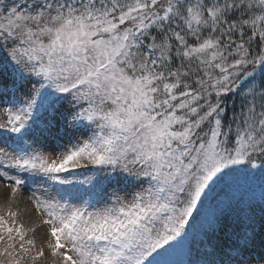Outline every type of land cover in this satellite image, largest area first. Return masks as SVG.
I'll use <instances>...</instances> for the list:
<instances>
[{
  "label": "snow or ice",
  "instance_id": "6c2138e0",
  "mask_svg": "<svg viewBox=\"0 0 264 264\" xmlns=\"http://www.w3.org/2000/svg\"><path fill=\"white\" fill-rule=\"evenodd\" d=\"M253 44L264 46V0H0V103L12 105L0 167L17 173L2 180L13 197L33 177L54 190L33 203L59 264H168L158 257L177 248L179 264H264V47ZM253 169L258 205L236 195ZM8 217L0 254L20 264L31 248Z\"/></svg>",
  "mask_w": 264,
  "mask_h": 264
},
{
  "label": "rangeland",
  "instance_id": "374dc122",
  "mask_svg": "<svg viewBox=\"0 0 264 264\" xmlns=\"http://www.w3.org/2000/svg\"><path fill=\"white\" fill-rule=\"evenodd\" d=\"M224 106L226 107L225 103ZM4 108L0 106V110ZM0 204L6 206H13L18 208L24 213V220L27 222L25 223L26 226H31L32 221L34 220L33 213L30 212V205L25 198L20 199H12L10 196L9 191L6 188L0 187ZM10 219V218H9ZM37 236H40V239L37 243H35V247H30L31 252L29 254L19 253L17 255V259H20V264H33L31 260V255L35 254L36 251L43 248L45 255L35 261V264H59V257H53L51 254V250L48 248V242L51 240L48 235L41 229L36 231ZM22 257V258H21ZM9 257L0 258V264H9Z\"/></svg>",
  "mask_w": 264,
  "mask_h": 264
},
{
  "label": "trees",
  "instance_id": "16d2710c",
  "mask_svg": "<svg viewBox=\"0 0 264 264\" xmlns=\"http://www.w3.org/2000/svg\"><path fill=\"white\" fill-rule=\"evenodd\" d=\"M244 191H245V190H244L243 188H240L239 192H237L236 195H237V196H239V195H244V194H245ZM244 196H245V195H244ZM245 197H246V199H248L247 196H245Z\"/></svg>",
  "mask_w": 264,
  "mask_h": 264
}]
</instances>
